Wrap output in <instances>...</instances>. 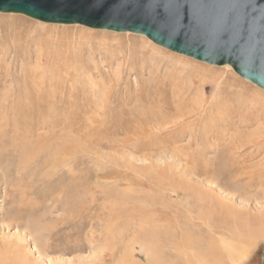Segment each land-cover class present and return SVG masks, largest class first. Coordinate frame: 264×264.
<instances>
[{
	"label": "rangeland",
	"instance_id": "obj_1",
	"mask_svg": "<svg viewBox=\"0 0 264 264\" xmlns=\"http://www.w3.org/2000/svg\"><path fill=\"white\" fill-rule=\"evenodd\" d=\"M263 109L264 91L229 66L0 13V264H264L263 227L221 228L219 207L255 215L262 191L204 180L214 170L234 184L228 158L240 155V177L264 172ZM34 224L76 237L51 241Z\"/></svg>",
	"mask_w": 264,
	"mask_h": 264
},
{
	"label": "water",
	"instance_id": "obj_2",
	"mask_svg": "<svg viewBox=\"0 0 264 264\" xmlns=\"http://www.w3.org/2000/svg\"><path fill=\"white\" fill-rule=\"evenodd\" d=\"M0 13L143 36L264 91V0H0Z\"/></svg>",
	"mask_w": 264,
	"mask_h": 264
},
{
	"label": "bare ground",
	"instance_id": "obj_3",
	"mask_svg": "<svg viewBox=\"0 0 264 264\" xmlns=\"http://www.w3.org/2000/svg\"><path fill=\"white\" fill-rule=\"evenodd\" d=\"M31 40V39H30ZM157 49V48H156ZM158 51V50H157ZM129 52V51H128ZM136 52V51H135ZM132 58V57H131ZM225 68L227 69L228 68V66H225ZM29 81V80H28ZM26 83L28 84V82L26 81ZM31 86V85H30ZM33 87V86H32ZM32 89V88H31ZM27 90V89H26ZM23 91V90H22ZM29 91V90H28ZM224 91V90H223ZM24 92H26V91H24ZM27 93V92H26ZM29 93H31L30 91H29ZM23 95V94H22ZM25 97V96H24ZM182 97V96H181ZM36 99V98H35ZM37 101V100H36ZM17 103H19V102H17ZM33 103V102H32ZM36 103V102H35ZM26 104V103H25ZM30 104V103H29ZM36 104H38V103H36ZM239 104H241V103H239ZM155 105V104H154ZM34 106V105H33ZM239 106V105H238ZM243 106V105H242ZM256 106V105H255ZM21 107V106H20ZM28 108H29V105H28ZM31 108H33V107H31ZM38 108V107H37ZM154 108V107H153ZM157 108V111H158V107H156ZM16 109V108H15ZM17 109H19V108H17ZM43 109V108H42ZM22 110V109H21ZM34 110H36V109H34ZM38 110V109H37ZM44 110V109H43ZM264 110V109H263ZM17 111V110H16ZM15 111V112H16ZM27 111V110H26ZM162 111V110H161ZM160 111V112H161ZM24 112V111H23ZM33 113L35 112V111H32ZM13 113V112H12ZM38 113V112H37ZM43 113V112H42ZM46 113V112H45ZM1 114V113H0ZM25 114V113H24ZM76 114V113H75ZM151 114H152V112H151ZM150 114V115H151ZM160 115V114H159ZM2 116V115H1ZM3 116H4V114H3ZM13 116H14V114H13ZM28 116H30V115H28ZM35 116V115H34ZM39 116V115H38ZM48 116H49V114H48ZM156 116H158V115H156ZM256 116V115H255ZM264 116V115H263ZM23 117H24V115H23ZM26 117H27V114H26ZM26 117H24V118H26ZM1 118V117H0ZM3 118V117H2ZM35 118V117H34ZM38 118V117H37ZM36 118V119H37ZM45 118V117H44ZM68 118V117H67ZM152 118V117H151ZM263 118V117H262ZM11 119V118H10ZM14 119H15V117H14ZM27 119H29V118H27ZM42 119V118H41ZM46 119V118H45ZM52 119H53V117H52ZM55 119V118H54ZM53 119V120H54ZM26 120V119H25ZM48 120V119H47ZM11 121H12V119H11ZM48 121H50V120H48ZM1 122V121H0ZM8 122V121H7ZM22 122V121H21ZM29 122V121H28ZM33 123V122H32ZM36 123V122H35ZM38 123V122H37ZM55 123V122H54ZM41 125H42V123H40ZM45 124V123H44ZM56 124H57V122H56ZM8 125V124H7ZM36 125V124H35ZM55 125V124H54ZM6 126V125H5ZM15 126V125H14ZM39 126V125H38ZM27 127V126H26ZM42 127H43V125H42ZM45 127V126H44ZM35 128V127H34ZM47 128V127H46ZM3 129V128H2ZM4 129H6V128H4ZM3 129V130H4ZM8 129V128H7ZM33 129V128H32ZM54 129V128H53ZM25 130V129H24ZM50 130H51V128H50ZM2 131V130H1ZM4 131H6V130H4ZM17 131V130H16ZM9 132V131H8ZM7 132V133H8ZM1 133V132H0ZM13 133V132H12ZM20 133V132H19ZM30 133V132H29ZM28 134V133H27ZM11 135V134H10ZM13 135H15V134H13ZM16 137V136H15ZM9 144V143H8ZM224 145H226V144H224ZM257 147H259V146H257ZM245 148V147H244ZM247 148V147H246ZM238 149H240V147L238 148ZM257 150V149H256ZM258 151V150H257ZM1 152V151H0ZM3 152V151H2ZM224 152V151H223ZM20 153H21V151H20ZM1 154V153H0ZM8 154L9 153H7L6 155L8 156ZM6 155H3V156H6ZM6 156V157H7ZM232 156V155H231ZM1 157H2V155H1ZM10 157H12V154L10 155ZM9 157V158H10ZM15 156H13V158H14ZM19 159H20V157L19 156H17ZM240 157H242V159H243V162L242 161H237V160H235V159H231V158H228V160H229V162L231 163V164H229V169H230V172L228 173L229 175V179L230 180H235L233 183L234 184H228L227 182H226V180H224L225 182H221L222 181V177L221 176H223V175H221V173L220 172H218V171H214V170H212V174H207L208 173V171L207 170H205V173L203 174L202 173V175H209L208 176V178H204V180L205 181H212L211 183H210V186H212L213 185V187L214 188H218V187H223V188H225V189H233V190H239L240 189V186L238 185L239 183H241L242 181H244V180H246L245 182H244V185H246V190L247 191H249V192H254L255 190H257V189H259L260 191H262V194H264V172L263 173H259V174H257L256 172H255V170H254V173L253 174H249V176L247 177V176H244V177H240V174H238L240 171L241 172H243L246 168H247V162L248 161H246L247 159L249 160V159H251V156H249L248 155V158H246V155L245 156H242V155H240L239 156V159H240ZM8 158V160H10ZM174 158L175 157H170V159L169 160H174ZM3 159H4V157H3ZM6 161V160H5ZM13 161H15V160H12V163H13ZM1 162H2V160H1ZM3 162H4V160H3ZM10 162V164H11V161H9ZM8 161H7V163H9ZM228 162V163H229ZM4 163H6V162H4ZM4 163H2L3 165H4ZM227 163V160H226V162H224L223 161V164H226ZM9 164V165H10ZM12 165V164H11ZM5 166V165H4ZM3 166V167H4ZM7 167V166H6ZM9 167H11V166H9ZM209 167V166H208ZM8 168V167H7ZM6 168V170H8ZM206 169H207V167H205ZM222 168V167H221ZM227 168H228V166H227ZM10 169V168H9ZM209 169V168H208ZM223 169V168H222ZM214 171V172H213ZM228 171V170H227ZM225 172V171H224ZM255 173L257 174V175H255ZM225 175V174H224ZM227 175V174H226ZM206 184H207V182H206ZM208 191H207V193H211L212 192V190L211 189H207ZM225 191V190H224ZM259 192V191H258ZM261 193V192H260ZM256 192H255V196H256ZM258 195V194H257ZM259 202V201H258ZM225 204V202H223L221 199L219 200V207L221 208V210H222V214L224 215L223 216V218H222V223H220V227L221 228H227L228 230H230L231 228H235V230H237L238 229V226H241V227H244L245 228V230L246 231H250L251 229H252V227H256V230L257 229H259V228H262L263 227V229H264V208H263V211L262 212H260V213H257V214H255V215H253V214H250L248 211H243V210H239V209H237V208H235V207H231V206H227V205H224ZM264 207V206H263ZM65 210L67 211L68 210V208H65ZM29 213V212H28ZM76 214L74 213V212H71L70 211V213L68 214V216H67V218H66V216L64 217V222H65V224H70V228H73V227H76V226H78L79 225V222L80 223H82L83 221H82V218H81V221H79L78 222V225H76V223L73 225V224H71V220H73V218H76V216H75ZM28 217H29V215H28ZM10 220V219H9ZM17 220H19V219H17ZM64 222L63 223H61L60 225H64ZM17 223V222H16ZM35 223H37V222H35ZM73 223V222H72ZM256 225V226H255ZM34 227H32V229H34L35 231L36 230H38V231H46V234L44 235V237H48V240H51V241H55L57 238L56 237H65V238H69V237H76V235L74 234V233H72V234H64V229H66V227H65V225H64V229L63 228H61V229H59V230H57V231H51L54 227H52V226H47V227H45V228H38L39 227V225L38 224H34L33 225ZM69 226V225H68ZM54 230V229H53ZM249 235L251 234V235H254V234H252V233H248ZM256 234V233H255ZM257 235V234H256ZM241 236H243V235H241ZM248 236V235H247ZM181 238V237H180ZM179 238V239H180ZM216 239H219V241H217V244L218 243H220V248H221V250H223V251H225V253H227L228 255L230 254V253H232V252H234V249H236L235 248V245H236V242H233V243H229V242H227V240H226V238L225 237H219V238H216ZM211 240V239H210ZM184 241V240H183ZM39 242V241H38ZM180 242H182V240L180 241ZM189 242V241H188ZM188 242H187V240H186V243L188 244ZM110 243V242H109ZM192 243V242H191ZM195 243V242H194ZM40 244V243H39ZM211 244V243H210ZM188 245H190V243L188 244ZM213 245V244H212ZM49 246H50V244H49ZM185 246V245H184ZM205 247L207 246V245H204ZM217 246V245H216ZM15 247V246H14ZM13 247V248H14ZM188 247V246H187ZM211 247V246H210ZM237 247V246H236ZM12 248V249H13ZM68 248H69V245H68ZM186 248V247H185ZM191 248V247H190ZM193 248V247H192ZM49 249V247H44L43 248V250H45L44 251V253H47L46 251ZM146 249V248H145ZM211 249L212 248H208V246H207V250H209V252L211 253ZM15 250V249H14ZM42 250V251H43ZM218 250V249H217ZM220 250V249H219ZM17 251H19V250H17ZM40 251V250H39ZM65 251V250H64ZM107 252V251H106ZM125 252V251H124ZM40 253V252H39ZM27 254V253H26ZM190 254V253H189ZM210 255H212V254H210ZM216 254L214 253V256H215ZM29 256V255H28ZM231 256V255H230ZM13 257V256H12ZM106 257V256H105ZM216 257V256H215ZM214 257V258H215ZM207 258H208V256H207ZM106 259V258H105ZM192 259V258H191ZM195 259V258H194ZM213 259V258H212ZM208 260V259H207ZM55 261V260H54ZM209 261V260H208ZM0 262H5L4 260L3 261H0ZM206 262V261H205ZM213 262H214V260H213ZM218 261H216V263H217ZM132 263V262H131ZM18 264H29V261H28V258L26 259V257L24 256V255H22V257L19 259V263ZM31 264H36V262H34V263H31ZM123 264V263H122ZM127 264V263H126Z\"/></svg>",
	"mask_w": 264,
	"mask_h": 264
}]
</instances>
